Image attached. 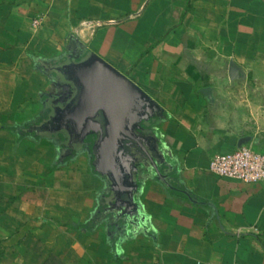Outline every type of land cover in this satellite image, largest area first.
<instances>
[{"label": "crops", "instance_id": "0c3cea01", "mask_svg": "<svg viewBox=\"0 0 264 264\" xmlns=\"http://www.w3.org/2000/svg\"><path fill=\"white\" fill-rule=\"evenodd\" d=\"M90 54L164 111L146 133L179 191L140 168L136 232L111 228L90 147L61 160L16 127L27 102L62 100L52 68ZM243 140L264 152V0H0L1 264H264V184L210 171Z\"/></svg>", "mask_w": 264, "mask_h": 264}, {"label": "water", "instance_id": "95a60500", "mask_svg": "<svg viewBox=\"0 0 264 264\" xmlns=\"http://www.w3.org/2000/svg\"><path fill=\"white\" fill-rule=\"evenodd\" d=\"M67 91L52 116L28 132L37 136L62 138L74 145L91 148L93 168L108 184V214L117 228L136 232L147 223L138 203L139 170L151 162L158 181L170 189V176L156 137L146 133V124L163 119V109L137 84L95 54L78 62L52 68ZM231 80L241 77L231 64ZM94 136L92 145L88 139ZM250 140H243L240 146ZM111 228L114 226L110 223Z\"/></svg>", "mask_w": 264, "mask_h": 264}, {"label": "built area", "instance_id": "2783aa9c", "mask_svg": "<svg viewBox=\"0 0 264 264\" xmlns=\"http://www.w3.org/2000/svg\"><path fill=\"white\" fill-rule=\"evenodd\" d=\"M210 171L219 178L264 184V152L252 145H243L235 152L215 156Z\"/></svg>", "mask_w": 264, "mask_h": 264}, {"label": "rangeland", "instance_id": "374dc122", "mask_svg": "<svg viewBox=\"0 0 264 264\" xmlns=\"http://www.w3.org/2000/svg\"><path fill=\"white\" fill-rule=\"evenodd\" d=\"M27 81H29V82H27L25 87H23L22 89L19 90V94L17 96V101H19V102L22 99H24V100L26 99L25 96H22L23 92L24 93L26 92L25 91L26 89L31 90L32 87L37 88L39 85L43 84V79H41L39 77H34L33 80H31V82H30V80H27ZM58 87L59 86L54 82L53 79L51 82L48 83V88H51L52 96H54V97L58 96L59 90H60ZM49 98H51V95H44L42 100H38L41 104L40 108H39V104H38L39 102L36 104L33 101H30L29 103L27 102L25 105H23V107L22 106L20 107V108H23V110H21L19 112V114H18L19 118L17 117V120H15L19 123V125L16 124V127L18 128V132L20 134L21 133L22 134L25 133V135L30 134L28 131H26L27 128H29L31 126L38 125L39 123L46 120L45 119V116H46L45 113H46V109H47V103L49 102ZM34 107L37 110L36 109L30 110V108H34ZM60 139H62V138H60ZM55 142H57V138L55 139ZM3 256H4V245H3V241L0 240V264L2 262Z\"/></svg>", "mask_w": 264, "mask_h": 264}, {"label": "flooded vegetation", "instance_id": "af4514ba", "mask_svg": "<svg viewBox=\"0 0 264 264\" xmlns=\"http://www.w3.org/2000/svg\"><path fill=\"white\" fill-rule=\"evenodd\" d=\"M69 63H72V62H69ZM57 79H58V77H57ZM58 82H59V79H58ZM60 88H61V85H60ZM60 91L62 93V97L64 96V93L67 92L64 89V87H62L60 89ZM56 107H57V105L55 104V99L54 100H51V101H49L47 103V109H46V113H45V115H46L45 116V119H48L50 116H52L54 114ZM31 127L27 128L26 131H28V129H30ZM147 133H150V128L147 129ZM56 138H57V143L59 145V152L61 153L60 154V159L61 160L67 159V158H70V157H73L77 152L83 151L85 149V147H86V145H83V146L82 145H74L72 147V149H70L68 147L69 143L65 142L63 139H60L59 137H56ZM94 139H95L94 136H91L88 139L87 144H90V146H91L92 143H93V141H94ZM148 164H149V167L146 169V171L153 172L154 167L152 166L151 162L148 161ZM163 170H166V169L164 168ZM109 202H110V200L107 201L108 204H109ZM104 210L106 211V214H107V212L110 211V209H109L108 206H107V208L105 207ZM111 222H113V225H114L112 228H117V225L118 224H117L116 219H114V217L112 218Z\"/></svg>", "mask_w": 264, "mask_h": 264}, {"label": "trees", "instance_id": "16d2710c", "mask_svg": "<svg viewBox=\"0 0 264 264\" xmlns=\"http://www.w3.org/2000/svg\"><path fill=\"white\" fill-rule=\"evenodd\" d=\"M25 135V133H23Z\"/></svg>", "mask_w": 264, "mask_h": 264}]
</instances>
